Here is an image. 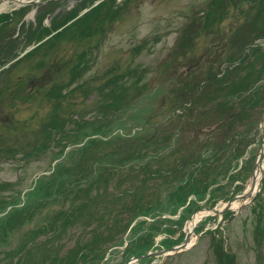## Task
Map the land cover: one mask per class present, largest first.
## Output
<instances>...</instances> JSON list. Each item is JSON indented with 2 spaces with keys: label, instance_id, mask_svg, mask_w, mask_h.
<instances>
[{
  "label": "rangeland",
  "instance_id": "1",
  "mask_svg": "<svg viewBox=\"0 0 264 264\" xmlns=\"http://www.w3.org/2000/svg\"><path fill=\"white\" fill-rule=\"evenodd\" d=\"M93 1L0 11V264H264V3Z\"/></svg>",
  "mask_w": 264,
  "mask_h": 264
},
{
  "label": "trees",
  "instance_id": "2",
  "mask_svg": "<svg viewBox=\"0 0 264 264\" xmlns=\"http://www.w3.org/2000/svg\"><path fill=\"white\" fill-rule=\"evenodd\" d=\"M253 2H260V3H264V0H252ZM234 70V68H229L228 69V71H233ZM137 214H141V212H139V213H137ZM227 216L229 215L228 213L226 214ZM66 220H68V218H65L61 223H60V227H57L58 225H56V223L55 222H53L52 224H51V228H52V230L53 231H55V232H60L62 229H64L66 226H68V225H70V224H72L73 222L71 221V220H69V222H66ZM66 222V223H65ZM65 224H68V225H65ZM45 227H42V229H40L41 231H44L45 229H44ZM103 240V237L102 236H100V235H97V237H96V243H94L93 245H91V250L92 251H98L99 250V242L100 241H102ZM178 242V239H173V238H165L163 241H162V245H165L166 247H169V246H171V245H173V244H175V243H177ZM153 243V241H151L147 246H146V248H144L143 250L141 249V251H139V252H137V253H134L133 255H140V254H145V253H147V251L148 250H150L149 249V247L151 246V244ZM81 248H83V247H81ZM82 255V257L84 258L85 257V255H83V253L81 254ZM103 256V253L102 254H100V256L99 257H102ZM99 257H97L98 258V260L100 259ZM221 257V256H220ZM73 258H71L70 259V261H68V262H74V261H71Z\"/></svg>",
  "mask_w": 264,
  "mask_h": 264
},
{
  "label": "bare ground",
  "instance_id": "3",
  "mask_svg": "<svg viewBox=\"0 0 264 264\" xmlns=\"http://www.w3.org/2000/svg\"><path fill=\"white\" fill-rule=\"evenodd\" d=\"M29 1H32V0H0V11L8 8L9 6H11L12 2H14L15 4H23V3H26V2H29ZM33 1H37V0H33ZM263 148H264V144H263ZM260 173H261V166L258 165L255 169V172H254V175L252 177V179L248 182V185H247V190L249 189V187L251 186L252 184V181L254 180L255 182V187L254 189H256V186H257V183L259 181V178H260ZM239 205L238 202H234L233 203V207L236 208L237 206ZM203 215V211L202 212H198L196 214H194V216L186 223V231H190L193 226L198 222V220L201 218V216ZM194 234L193 232H191V238H193ZM193 240V239H192ZM190 241V243H193V241ZM189 243V244H190Z\"/></svg>",
  "mask_w": 264,
  "mask_h": 264
},
{
  "label": "water",
  "instance_id": "4",
  "mask_svg": "<svg viewBox=\"0 0 264 264\" xmlns=\"http://www.w3.org/2000/svg\"><path fill=\"white\" fill-rule=\"evenodd\" d=\"M263 157H264V151L261 150L260 154H259V157H258V161H257V165H261V167H262V159H263ZM254 184H255V182L253 180L249 191L244 192V193L239 194V195H236L232 199L228 200L223 209L217 210V209L213 208L212 210H214L216 213H222L224 210L230 209L231 204H232L233 201H235V200H245L248 197H250V198L253 197L252 191H253V188H254ZM188 239H189V233H186V236H185V239L183 240V242H181L180 244H178L176 246L171 247L170 249L176 252V251H179L181 249L186 248ZM165 253H166V250H161V251L153 252V253H150V254H152V255H162V254H165ZM140 257L141 256L136 257V258L139 259ZM126 264H128V263H126Z\"/></svg>",
  "mask_w": 264,
  "mask_h": 264
}]
</instances>
